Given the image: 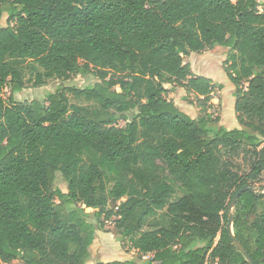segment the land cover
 Wrapping results in <instances>:
<instances>
[{"label": "trees", "instance_id": "1", "mask_svg": "<svg viewBox=\"0 0 264 264\" xmlns=\"http://www.w3.org/2000/svg\"><path fill=\"white\" fill-rule=\"evenodd\" d=\"M8 4L11 19L0 27V264H88L109 220L119 238L154 256L95 264H250L227 227L245 185L256 191L239 196L233 231L264 264L259 0H0V16ZM216 46L228 50L237 89L240 126L232 129L215 125L213 79L184 59ZM75 74L96 81L46 99L15 98L28 83ZM167 84L183 87L202 115L184 112ZM57 172L66 192L54 187Z\"/></svg>", "mask_w": 264, "mask_h": 264}, {"label": "rangeland", "instance_id": "2", "mask_svg": "<svg viewBox=\"0 0 264 264\" xmlns=\"http://www.w3.org/2000/svg\"><path fill=\"white\" fill-rule=\"evenodd\" d=\"M260 9H264V0H259ZM9 4L5 5L0 16V27L9 24L11 15L9 13ZM14 22H12L13 24ZM228 50L222 46H216L213 49L201 52H193L189 56H185V62H189L194 74L209 76L213 79L214 85V106L210 109L214 117H219V121L215 125H223L227 129L238 127V120L235 112L236 101V86L230 79L226 70L225 60L227 59ZM96 77L94 75L82 76L75 74L69 79H51L47 84L34 87L31 83L23 90L15 94V98L19 101H30L33 99H46L50 92L65 89L67 86L84 87L87 84L94 83ZM222 85V86H220ZM170 90L167 96L174 100L175 103L186 113L193 118H198L202 115L200 108L196 106L193 96L186 93V90L181 86L166 85ZM10 90L7 88L4 91V96L8 97ZM70 100L73 103H85L83 100L75 99L70 95ZM125 121L120 119L117 123L119 126H124ZM55 188H60L63 191L68 190L67 182L60 172L56 173L54 182ZM114 203H110L113 207ZM234 210V208H232ZM89 219L95 220L94 212L90 211ZM104 220V216L102 217ZM131 259L139 262L144 261L140 252L134 249L127 239L119 238L114 226V222L105 221L104 228L97 231V237L92 246V257L88 264H95L97 261L124 260ZM16 260L13 263L18 264ZM7 264V263H6Z\"/></svg>", "mask_w": 264, "mask_h": 264}, {"label": "water", "instance_id": "3", "mask_svg": "<svg viewBox=\"0 0 264 264\" xmlns=\"http://www.w3.org/2000/svg\"><path fill=\"white\" fill-rule=\"evenodd\" d=\"M256 191V188L250 187V186H243L240 190H238V192L234 195L231 203H230V215H229V222H228V230L232 236V239L234 241V243L238 246V248L244 253V255L246 256L247 260L249 261L250 264H256L254 259L252 258V256L250 255V253L244 248V246L238 241V239L236 238L234 231H233V220H234V214L232 208H235L236 202L239 198V196L244 192V191Z\"/></svg>", "mask_w": 264, "mask_h": 264}, {"label": "built area", "instance_id": "4", "mask_svg": "<svg viewBox=\"0 0 264 264\" xmlns=\"http://www.w3.org/2000/svg\"><path fill=\"white\" fill-rule=\"evenodd\" d=\"M153 256H154V254L150 253V254L143 255V258L148 259V258L153 257ZM18 264H22V263H18Z\"/></svg>", "mask_w": 264, "mask_h": 264}, {"label": "crops", "instance_id": "5", "mask_svg": "<svg viewBox=\"0 0 264 264\" xmlns=\"http://www.w3.org/2000/svg\"><path fill=\"white\" fill-rule=\"evenodd\" d=\"M200 75V74H199ZM209 77V76H208ZM211 78V77H210ZM240 126V124L238 123V127ZM124 260H129V259H124ZM98 262V261H97ZM96 263V262H95Z\"/></svg>", "mask_w": 264, "mask_h": 264}]
</instances>
